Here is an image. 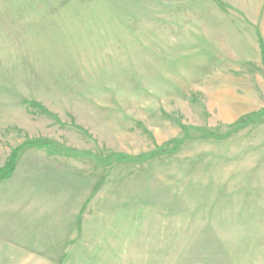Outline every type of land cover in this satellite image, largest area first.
I'll list each match as a JSON object with an SVG mask.
<instances>
[{
    "label": "rangeland",
    "instance_id": "rangeland-1",
    "mask_svg": "<svg viewBox=\"0 0 264 264\" xmlns=\"http://www.w3.org/2000/svg\"><path fill=\"white\" fill-rule=\"evenodd\" d=\"M26 142L0 264H264V0H0V168Z\"/></svg>",
    "mask_w": 264,
    "mask_h": 264
},
{
    "label": "trees",
    "instance_id": "trees-1",
    "mask_svg": "<svg viewBox=\"0 0 264 264\" xmlns=\"http://www.w3.org/2000/svg\"><path fill=\"white\" fill-rule=\"evenodd\" d=\"M203 132H204V134L209 136L208 133H206L205 131H203ZM28 147L52 148L51 145L46 144V143L45 144H41V143H35V142H26V143L22 144L21 146H19L17 149H15L11 153V156H10L8 162L6 163V165L3 166L2 168H0V175H2L4 173H11L14 170L17 155L19 154V152H21V150H23V148H28ZM54 152L58 153V151H54ZM165 152L166 151H163V150L162 151H156V152L150 154L149 156L154 157L157 154H162V153H165ZM70 155H72L74 157L91 158L92 160L96 161L100 165L106 164L107 161L109 160L108 157L106 159H104V160H98L97 157H93V156H90V155H76V154H70ZM146 158H148V157L137 159L135 157H126V156H119V155L115 156V159H117L120 162L129 161L130 163H137V162H140L141 160H144Z\"/></svg>",
    "mask_w": 264,
    "mask_h": 264
}]
</instances>
